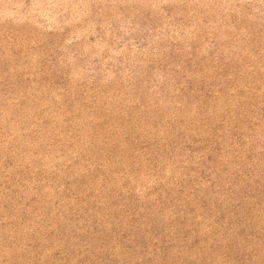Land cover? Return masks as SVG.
Masks as SVG:
<instances>
[{"label":"rangeland","instance_id":"374dc122","mask_svg":"<svg viewBox=\"0 0 264 264\" xmlns=\"http://www.w3.org/2000/svg\"><path fill=\"white\" fill-rule=\"evenodd\" d=\"M0 264H264V0H0Z\"/></svg>","mask_w":264,"mask_h":264}]
</instances>
